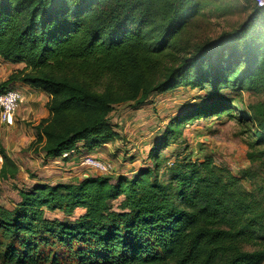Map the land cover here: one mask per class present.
Returning <instances> with one entry per match:
<instances>
[{"label":"trees","instance_id":"16d2710c","mask_svg":"<svg viewBox=\"0 0 264 264\" xmlns=\"http://www.w3.org/2000/svg\"><path fill=\"white\" fill-rule=\"evenodd\" d=\"M202 3L0 0V58L23 64L0 90L22 82L47 96L33 151L58 157L78 142L91 151L113 141L114 107L142 106L154 93L182 86L216 96L172 119L150 150L152 167L131 178L94 174L20 189L14 208L0 205L4 264H39L43 244L74 250L77 264H264V99L237 100L236 109L222 93L264 94V32L248 39L253 23L264 25L263 7L253 1L237 28L194 41L186 30ZM212 113L243 126L249 165L233 174L208 156L175 161L159 176V150L181 136L186 122ZM0 158V179L16 177L19 168L1 145ZM46 209L84 212L49 221ZM51 264L60 263L53 257Z\"/></svg>","mask_w":264,"mask_h":264},{"label":"rangeland","instance_id":"374dc122","mask_svg":"<svg viewBox=\"0 0 264 264\" xmlns=\"http://www.w3.org/2000/svg\"><path fill=\"white\" fill-rule=\"evenodd\" d=\"M263 0H203L200 11L189 19L187 34L194 41L206 38H217L222 32H228L243 23L250 13L251 3ZM262 14L258 17L264 20V6ZM251 25L248 39L253 40L259 33L264 32V25L256 28ZM222 89L224 95L234 99L233 107L240 109L236 101L241 100L244 105L264 99V94ZM216 98L205 89H191L178 87L163 93L151 94L146 103L133 108L128 104L116 105L110 114V124L114 127L118 137L110 141L107 146L100 148L95 155H84L78 164L73 162L64 164L62 161L54 162L36 154L29 144L35 139V125L43 119L45 105L41 111L27 120L15 122L18 131L10 137V147L5 151L13 154L18 164L19 172L14 178L0 179V205L12 209L19 201V190L30 188L36 183L54 185L56 183H72L75 179H82L88 175H105L110 178L116 176L133 177L145 167H152L153 162L148 159L152 146L159 142L167 124L178 116L186 115L189 109L202 106ZM17 112V111H16ZM16 112L12 115L14 117ZM40 117V118H38ZM36 123V124H35ZM10 122L0 126L1 135L5 133ZM243 126L227 114H208L202 118H195L184 124L182 134L174 142L168 143L159 150L160 167L158 175L173 165L175 161L193 160L203 161L212 157L215 164L225 166L233 174L249 165L246 158L248 147L244 142L245 134H241ZM5 136V134H4ZM34 138V139H33ZM1 141L3 138L1 136ZM100 160L108 169L106 173L97 172L94 167L83 164L85 159ZM81 164V165H80ZM1 165V158H0ZM76 181V180H75ZM244 187L251 188L250 181L242 180ZM120 198L112 201L111 208L119 210ZM82 209H76L71 215L59 211L44 210V217L49 221L69 218L74 220L82 215ZM5 239L0 235V253L4 251ZM82 243H74L80 246ZM85 246V244H84ZM42 258L39 264H51L54 257L60 264H77L75 251L54 245L43 244L37 251ZM46 259V260H44ZM0 264H4L0 257Z\"/></svg>","mask_w":264,"mask_h":264},{"label":"crops","instance_id":"0c3cea01","mask_svg":"<svg viewBox=\"0 0 264 264\" xmlns=\"http://www.w3.org/2000/svg\"><path fill=\"white\" fill-rule=\"evenodd\" d=\"M22 67H23L22 63H10V62L4 61L3 59L0 58V83L5 82L7 80V77L11 73H13L14 71H16L18 69H21ZM8 87L15 88L21 93V101H20L19 108L16 112V115L14 117L10 118V121H9L10 127L5 129L6 131H5V133L3 132V135H1V132H0V145L3 148H5L4 145L6 144V149H8L10 147V137L13 135V133H15V131L17 132L19 129V127L18 128L15 127V122H17L19 120H27L29 118V116H31L33 120H36L34 118V117H36V115H34V114L37 113V111H41V105L44 106L46 101H47V96L44 93L40 92L39 90L32 88L31 86H29L27 84H24L22 82H9L8 84H6L5 86H2L1 88L4 89V88H8ZM44 110H45L43 113L44 117H42V118H46L48 116V112H47L46 108ZM38 118H40V117H38ZM31 131H35L34 128H32ZM4 134H5V136H4ZM1 136L3 138V141H1ZM34 138H35V136H34ZM109 142L101 145L100 147L94 148L91 151H88L84 148L83 142H78V143H76V146L73 150L66 152V153H62L58 157L46 156L45 153L42 151H37L36 154L41 153L40 155L44 156L45 159H49V161L57 162L56 160H58V161H62L64 164H67V165L71 162H73V164H76V163L78 164L79 159L82 158L84 155H89V154L95 155L96 152L98 150H100V148L107 146V144ZM5 152L13 159V161L18 166L17 162L15 161V159L13 157V154H11L7 151H5ZM75 180H74V182L73 181H71V182L77 183L79 181V179H75Z\"/></svg>","mask_w":264,"mask_h":264},{"label":"built area","instance_id":"2783aa9c","mask_svg":"<svg viewBox=\"0 0 264 264\" xmlns=\"http://www.w3.org/2000/svg\"><path fill=\"white\" fill-rule=\"evenodd\" d=\"M259 7L264 6V0L257 2ZM21 101V93L15 88L0 90V126H6L12 115L18 110ZM85 165L92 166L99 173H106L108 169L100 160L85 159Z\"/></svg>","mask_w":264,"mask_h":264}]
</instances>
